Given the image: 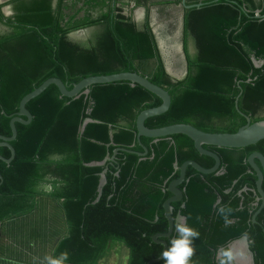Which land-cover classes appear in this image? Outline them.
<instances>
[{"label": "trees", "instance_id": "trees-1", "mask_svg": "<svg viewBox=\"0 0 264 264\" xmlns=\"http://www.w3.org/2000/svg\"><path fill=\"white\" fill-rule=\"evenodd\" d=\"M130 2H0V25L7 29L0 33V135L12 136L10 116L49 78H59L72 89L85 78L121 72H137L171 95L169 111L146 120L148 128L189 124L207 133H236L247 124L239 110L252 123L264 120V17L255 12L261 8L264 13V3L190 2L203 5L186 11L187 74L178 80L167 71L150 13L137 22L133 13L125 12ZM7 6L13 12L8 17ZM80 31H87L85 37H71ZM161 104L158 96L129 82L93 85L88 96L78 98L64 97L51 85L31 100L27 109L33 121L17 124V139L11 143L15 159L10 164L0 160V241L6 227L5 233H11L22 227L17 221L41 219L39 211L50 203L67 227L54 240L51 256L68 252L66 264H100L115 245L127 248L128 264L159 258L164 246L153 237L169 231L164 203L172 196L168 186L180 176L175 163L215 165L181 134L141 137L148 155H138L144 149L137 140V117ZM88 118L94 122L82 132ZM204 147L221 158L219 171L204 175L188 167L180 186L183 200L172 203L174 220L180 214L200 233L190 264H216L217 249L243 237L252 246L255 264H264V208L253 223L262 202L257 201L256 173L247 162L254 152L264 155V140L244 148ZM118 148L130 152L119 151L102 167L87 166L112 157ZM0 155L9 159L11 151L0 147ZM105 169L107 183L96 202ZM220 208L226 209L230 226H225ZM177 235L174 231L160 240L170 247Z\"/></svg>", "mask_w": 264, "mask_h": 264}, {"label": "water", "instance_id": "water-1", "mask_svg": "<svg viewBox=\"0 0 264 264\" xmlns=\"http://www.w3.org/2000/svg\"><path fill=\"white\" fill-rule=\"evenodd\" d=\"M202 5L203 4H197L193 6H187L186 8L189 9L195 7L199 8ZM10 8H11L10 6L6 7L7 10H10ZM135 20L137 22H141L140 18H137ZM160 49L163 50V46H160ZM254 63L256 67H261L262 65V63L257 62L255 59H254ZM167 71L170 75H172L175 79L178 80L183 79L187 74L186 71V74L183 77L179 78L172 74L168 66H167ZM115 82H129L132 86L139 85L145 88L146 90H148L149 92L153 93L154 95L158 96L162 100V104L160 106L147 109L141 112L137 117L136 120V127L138 131L137 140L138 143L144 149V152L138 153L140 157L144 158L148 155V149L141 143V137H148L157 140L159 138L181 134L189 137L194 142L195 148L199 152V154L211 157L215 160V165L212 168H205L201 166L199 163L192 160L186 161L181 166H178V164L175 163L174 167L176 170L180 171V176L179 178L173 180L168 186V191L172 194V196L168 198L164 203L165 217L169 222V231L165 234H157L153 237V241L157 244L163 245L165 250L169 246L166 241L160 239L170 238L174 233L175 220L173 217L172 203L182 201L183 192L181 189H179V186L186 179L188 167H192L197 172L204 175L216 173L219 171L221 167V158L219 157V155L209 149H206L204 146L217 147V148H244L251 145H255L258 142L264 140V120L252 123L250 117L243 114L239 110L238 98L236 100V108L237 110H239L240 114L246 118L247 124L241 127L236 133H207L189 124H175L162 128L151 129L145 125L146 120H148L151 117L160 116L167 113L171 107L172 98L166 89L154 84L147 77L142 76L137 72H121L111 75L91 76L75 84L72 89H69L68 86L59 78H55V77L49 78L40 87L36 88L31 93L26 95L20 102L19 111L15 115L10 116L11 118L10 128L12 131V136L6 137L0 135V147H7L11 151V158L6 159L0 155V160L7 164H10L15 159L16 151L14 147L11 145V143L17 139L18 131L16 125L21 124L26 126L32 123L33 115L27 109V104L34 98L41 95L51 85L56 86L64 97L78 98L81 94L88 96L90 94V87L93 85L109 84ZM3 114L6 113L3 112ZM93 122L94 121L91 118L86 119L82 127V132H84L85 127L89 123H93ZM119 151L130 152V150L124 148H118L114 151L112 157L108 155L103 161L92 162L90 164H87V166H91V167L105 166L107 162L115 160V156ZM247 162L250 165L251 170L256 173L257 176L256 189L259 195L258 201L262 202L259 209L252 218V222L256 223L257 216L264 208V189H263L264 155L260 152H254L249 156ZM106 173H107V169H105L100 174L98 198L96 202L100 199L102 195L103 187L107 183ZM0 180H1L0 182V186H1L3 182V177L1 174H0ZM179 218H183V221L186 223V220L182 215H179ZM229 247L234 249V251L238 254L237 264H255L254 253L252 252V248H251L252 246L247 237H243L241 239L234 241L229 245ZM162 259L163 258L161 255L159 258L150 261L149 264H156L160 262Z\"/></svg>", "mask_w": 264, "mask_h": 264}, {"label": "rangeland", "instance_id": "rangeland-1", "mask_svg": "<svg viewBox=\"0 0 264 264\" xmlns=\"http://www.w3.org/2000/svg\"><path fill=\"white\" fill-rule=\"evenodd\" d=\"M134 3L135 0L124 8L127 14H130V12L134 13V18L137 19V16L143 14V11L137 3V6L132 8L131 6ZM6 11L7 9L4 8V12ZM159 14L163 15L161 12ZM156 16V18L151 20V25H153L160 46H163L162 52L167 60L168 67L174 76L181 78L186 74V62L182 43V19L179 17ZM6 31L7 29L5 31L2 30L1 33ZM86 32L80 31L72 34L71 37L73 39L82 38L85 37ZM44 201L46 203L49 202V200ZM39 212L40 215L37 218L41 217V219L36 218L37 220H35L31 217L25 221H17L16 224L22 227L11 233L8 231V233H5L8 227L5 228V231L3 230L6 238L2 236L3 241H0L1 264H22V262L29 264L34 261L35 256L40 261L41 258L38 257V254H46V251L52 246L54 240L67 232L65 221L61 217L60 210L56 205L53 206L48 203ZM122 257V254L113 256V253H110L108 258L103 260L102 264H125L126 261ZM9 258H11L10 261Z\"/></svg>", "mask_w": 264, "mask_h": 264}, {"label": "clouds", "instance_id": "clouds-1", "mask_svg": "<svg viewBox=\"0 0 264 264\" xmlns=\"http://www.w3.org/2000/svg\"><path fill=\"white\" fill-rule=\"evenodd\" d=\"M219 212L224 217L225 226H230L231 220L226 214V209L220 208ZM174 231L178 235L171 240L170 247L163 251L162 258L165 264H190L196 253L193 242L199 239L200 233L195 228L188 226L183 218H177ZM237 256L238 254L230 247L218 248L215 256L216 264H237ZM44 259L46 264H66L69 253L63 252L56 257L46 256Z\"/></svg>", "mask_w": 264, "mask_h": 264}, {"label": "flooded vegetation", "instance_id": "flooded-vegetation-1", "mask_svg": "<svg viewBox=\"0 0 264 264\" xmlns=\"http://www.w3.org/2000/svg\"><path fill=\"white\" fill-rule=\"evenodd\" d=\"M193 1H195V0H185V3H184V0H140V2L142 4L139 5V6L141 7V9H142V11H143V13L145 15H147V13H150V17L152 19L156 18L157 17L156 15H158V16H165V17H175V18L179 17V18H181L183 20L186 17V11L189 10V8H186L187 6L203 4V3H200V2L197 3V4H190V2H193ZM213 1L214 2H218L220 0H213ZM126 2H129V0H126ZM132 2H133V0H132ZM255 2H256V4L260 5V4L264 3V0H255ZM136 3H137V0H135L134 5H132L131 7L132 8L136 7L137 6ZM246 5L247 4H245V6ZM190 9H192V8H190ZM171 11H174V12H171ZM159 12H161L163 15L159 14ZM255 12H256L257 16L261 15V16L264 17V13H262V9L261 8L256 9ZM4 13H5V15L7 17L11 16L10 15L11 12L9 14H7L6 12H4ZM5 29H6L5 27L0 25V33H1L2 30L5 31ZM182 43H183V31H182ZM180 186H179V189H180ZM183 197H184V194H183ZM182 200H183V198H182ZM257 201H258V199H257ZM180 202H182V201H180ZM179 215L177 216V218H179ZM177 218H176L175 221H177ZM185 220H186V218H185Z\"/></svg>", "mask_w": 264, "mask_h": 264}, {"label": "crops", "instance_id": "crops-1", "mask_svg": "<svg viewBox=\"0 0 264 264\" xmlns=\"http://www.w3.org/2000/svg\"><path fill=\"white\" fill-rule=\"evenodd\" d=\"M8 1H10V0H8ZM7 0L6 1H3V0H0V2L1 3H6V2H8ZM6 8V7H5ZM11 12V14L10 15H12L13 14V12H12V8H10V10H7L6 11V13L7 14H9ZM145 17H146V15L143 13V14H141L140 16H137V18H140V20H141V22L145 19ZM152 19V18H151ZM183 26H184V19L182 20V28H183ZM152 27H153V25H152ZM153 30H154V28H153ZM155 32V31H154ZM156 34V33H155ZM51 249H52V247H49L48 248V250L46 251V254H42V255H39L38 254V257H40L41 258V260L39 261V259H37L36 257L37 256H35L34 257V261L33 262H31V263H29V264H46V261H45V257L46 256H51V253H52V251H51ZM124 249H126V250H124ZM111 253H113V256H118V255H121L122 254V259H125V264H128V259H129V251L127 250V248H125L124 246H122V245H115V247L113 248V250L111 251ZM125 257V258H124ZM108 258V257H107ZM10 259L11 258H9V261H10ZM17 261H19V260H17ZM102 262L103 261H101V263L100 264H102ZM2 263H3V260H2ZM0 264H1V260H0ZM22 264H28V263H25V262H22Z\"/></svg>", "mask_w": 264, "mask_h": 264}]
</instances>
